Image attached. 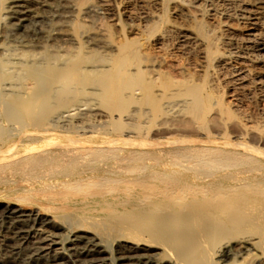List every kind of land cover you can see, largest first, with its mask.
I'll list each match as a JSON object with an SVG mask.
<instances>
[{
  "label": "bare ground",
  "instance_id": "bare-ground-1",
  "mask_svg": "<svg viewBox=\"0 0 264 264\" xmlns=\"http://www.w3.org/2000/svg\"><path fill=\"white\" fill-rule=\"evenodd\" d=\"M49 1L7 0L4 41L44 18ZM142 3L140 24L124 20L131 37L109 43L101 71L112 111L99 126L148 101L132 114L145 126L108 136L87 130L86 113L72 131L34 135L66 141L21 152L20 133L5 144L0 264H264V0ZM102 10L93 2L75 11ZM31 78L34 98L44 95L43 75Z\"/></svg>",
  "mask_w": 264,
  "mask_h": 264
},
{
  "label": "rangeland",
  "instance_id": "rangeland-1",
  "mask_svg": "<svg viewBox=\"0 0 264 264\" xmlns=\"http://www.w3.org/2000/svg\"><path fill=\"white\" fill-rule=\"evenodd\" d=\"M89 1L51 0V2H49L52 4L47 7V14H44V18L40 19L39 22H37V20V23H30L29 26H27V32L17 30L14 35L16 37L13 36L16 39L10 37L11 39L6 38L7 41H4L3 28L5 24L4 16L7 0H0V9L2 10V8H4L2 11L0 10V89H2V91L0 90V117L3 119V126L1 125L0 127V149L12 139L21 136V134H26V138L21 143V152L25 151L26 148H34L35 146L40 147V145L42 146L48 142L66 141L67 139L63 137L60 132V135L58 133L49 135L48 141L42 142L40 137L34 135L52 126L63 127V129L72 131L76 125H79V121L84 119L83 117L86 113L88 116H92L86 123L87 128L89 127L88 129L86 128L88 131L93 129L103 130L104 127L99 125H104L109 121L107 115L112 110L102 87L104 81L107 79V74L101 71L112 62V52L109 43L111 41H124L123 35L128 37L130 35L131 37L126 23L129 21L127 20V16H131L132 14L131 17L133 18H131L130 22L132 24H140L139 16L147 7L143 6L142 0H139L140 3H138L139 1L137 0ZM93 2L99 4L102 9L104 8L101 12V16H82L84 17L82 19L75 10L79 9L82 5L86 6ZM3 4L5 5L3 6ZM139 4L143 5L140 6ZM76 6H78V8ZM71 8L72 10L75 9L73 11L76 14H70L73 12ZM65 9H70L69 11L72 12L66 11ZM106 11L108 14H106ZM129 11L130 13H128ZM112 13H114L113 16ZM54 14L56 15L54 16ZM124 20H126V22ZM123 26L126 27L124 30ZM100 27L107 32H97ZM57 29L59 30L57 31ZM64 32L66 33L65 35ZM97 33L100 34L96 35ZM58 35H60L59 37H62V39L59 38ZM81 35H84V37H81ZM79 36L81 37L80 40ZM76 40H78L79 43L76 42ZM95 40H98V42ZM64 41L66 43H64ZM10 63H13V65ZM34 70L38 74L43 75L44 79V95L36 98L34 97L38 93L33 90L35 81L31 78V72ZM66 71H69L67 78H63L60 84L56 83L60 76ZM161 80L159 81L160 84L168 82L166 78H161ZM11 84L13 87L9 86ZM146 102L148 101L141 102L143 104H132L130 107V115L126 120L112 123L111 126L109 125L110 127L108 126L109 128L105 126L106 131L110 133L108 136L124 137L126 131L134 130L139 127V125L145 126L147 119L139 121L138 118L133 115L135 110H138L140 105L145 106L144 104ZM10 108L12 111L11 114L8 115L6 113ZM95 108L99 110L97 114L96 112L93 113ZM165 116V119L168 121L169 115L166 114ZM146 125H152L151 127L149 126L150 130H152L155 128L156 123L150 120V123ZM94 127H96V129ZM105 129L102 132H104ZM74 135L76 136L77 134ZM229 137L232 136L229 134ZM124 150L125 152H129L138 149L125 147ZM146 152L152 155L154 150L146 149ZM158 152L161 153L162 151L158 150ZM152 157L153 156H151V158ZM0 201H6V199L0 198ZM214 261H217L216 256L212 261H209L208 264H213Z\"/></svg>",
  "mask_w": 264,
  "mask_h": 264
}]
</instances>
